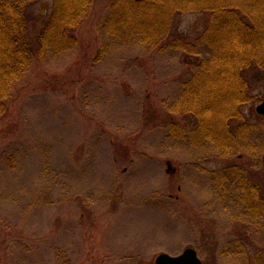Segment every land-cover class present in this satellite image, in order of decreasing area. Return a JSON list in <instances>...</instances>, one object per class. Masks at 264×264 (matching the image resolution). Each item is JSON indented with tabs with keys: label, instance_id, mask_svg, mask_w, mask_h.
Segmentation results:
<instances>
[{
	"label": "rangeland",
	"instance_id": "374dc122",
	"mask_svg": "<svg viewBox=\"0 0 264 264\" xmlns=\"http://www.w3.org/2000/svg\"><path fill=\"white\" fill-rule=\"evenodd\" d=\"M54 3L27 7L30 35ZM112 4L91 0L77 44L35 58L0 102V264H156L190 247L203 264H264V215L245 198L251 188L264 198V81L244 109L256 127L236 150L169 138L185 123L169 105L211 53L112 37ZM207 21L174 24L193 42Z\"/></svg>",
	"mask_w": 264,
	"mask_h": 264
},
{
	"label": "trees",
	"instance_id": "16d2710c",
	"mask_svg": "<svg viewBox=\"0 0 264 264\" xmlns=\"http://www.w3.org/2000/svg\"><path fill=\"white\" fill-rule=\"evenodd\" d=\"M38 0H0V102L9 99L35 58L72 49L76 29L91 0H55L49 21L30 35L27 7ZM103 30L112 37L140 40L151 48L166 46L188 55L210 57L199 63L169 113L185 119L171 123L169 138H188L193 145L211 142L228 152L249 139L255 129L244 109L261 102L252 97L264 81V0H113ZM208 16L202 32L191 42L177 33L174 20L184 14ZM4 110V106L1 110ZM189 136H186V133ZM249 211L264 215V200L249 189ZM248 197V198H247ZM261 260H264L261 258Z\"/></svg>",
	"mask_w": 264,
	"mask_h": 264
},
{
	"label": "water",
	"instance_id": "95a60500",
	"mask_svg": "<svg viewBox=\"0 0 264 264\" xmlns=\"http://www.w3.org/2000/svg\"><path fill=\"white\" fill-rule=\"evenodd\" d=\"M256 109L260 115L264 116V99ZM156 264H203V262L199 258L197 250L190 247L178 256L162 253L157 257Z\"/></svg>",
	"mask_w": 264,
	"mask_h": 264
},
{
	"label": "flooded vegetation",
	"instance_id": "af4514ba",
	"mask_svg": "<svg viewBox=\"0 0 264 264\" xmlns=\"http://www.w3.org/2000/svg\"><path fill=\"white\" fill-rule=\"evenodd\" d=\"M256 190V189H255ZM259 195V194H258ZM258 195H257V197H256V199H259V200H264V198L263 197H258ZM244 198V197H243Z\"/></svg>",
	"mask_w": 264,
	"mask_h": 264
}]
</instances>
